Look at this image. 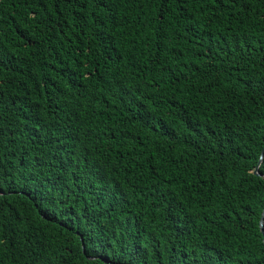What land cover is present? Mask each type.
<instances>
[{"label": "trees", "instance_id": "16d2710c", "mask_svg": "<svg viewBox=\"0 0 264 264\" xmlns=\"http://www.w3.org/2000/svg\"><path fill=\"white\" fill-rule=\"evenodd\" d=\"M263 207L264 0H0V264H263Z\"/></svg>", "mask_w": 264, "mask_h": 264}, {"label": "water", "instance_id": "95a60500", "mask_svg": "<svg viewBox=\"0 0 264 264\" xmlns=\"http://www.w3.org/2000/svg\"><path fill=\"white\" fill-rule=\"evenodd\" d=\"M262 153H263V149H261V151H260V156H259V159H258V162H257V164L255 165V167H254V173L255 174H258L257 173V167H258V164H259V162H260V160H261V158H262ZM263 216H264V207H263V209L261 210V213H260V217H259V223H258V226H259V230H260V232L262 233V235H263ZM263 242H264V238H263ZM264 264V263H263Z\"/></svg>", "mask_w": 264, "mask_h": 264}, {"label": "snow or ice", "instance_id": "6c2138e0", "mask_svg": "<svg viewBox=\"0 0 264 264\" xmlns=\"http://www.w3.org/2000/svg\"><path fill=\"white\" fill-rule=\"evenodd\" d=\"M101 2H102V0H101Z\"/></svg>", "mask_w": 264, "mask_h": 264}]
</instances>
